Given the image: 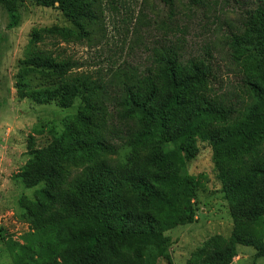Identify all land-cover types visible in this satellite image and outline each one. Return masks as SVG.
Returning <instances> with one entry per match:
<instances>
[{
	"label": "trees",
	"instance_id": "obj_1",
	"mask_svg": "<svg viewBox=\"0 0 264 264\" xmlns=\"http://www.w3.org/2000/svg\"><path fill=\"white\" fill-rule=\"evenodd\" d=\"M34 1L57 8L69 26L32 30L18 97L61 109L78 105L58 125L47 124V145L28 136L29 158L14 179L35 190L19 202L27 231L19 241L3 240L11 264H173L166 233L194 222L191 201L202 189L201 177L188 170L198 141L211 149L232 229L207 238L186 264H231L240 246L264 257V0L244 3L228 38L241 85L233 97L214 89L207 52L185 57L179 47L154 51L144 69L108 79L76 72L78 62L46 41L54 48L89 42L103 3L117 0ZM19 5L0 0L9 29L20 23ZM178 201L187 207L174 209Z\"/></svg>",
	"mask_w": 264,
	"mask_h": 264
},
{
	"label": "rangeland",
	"instance_id": "obj_2",
	"mask_svg": "<svg viewBox=\"0 0 264 264\" xmlns=\"http://www.w3.org/2000/svg\"><path fill=\"white\" fill-rule=\"evenodd\" d=\"M247 1L250 0H203L202 4L192 5L187 0H173L170 6L160 0H117L115 6L104 2L102 21L95 25L89 42L61 43L54 48L46 41L44 47L64 51V56L78 62L76 72L95 77L99 74L103 79L124 69H144L150 65L151 54L164 47H179L185 57L207 52L216 69L214 89L233 97L241 93V85L227 42L239 26ZM19 14V25L9 29V16L0 6V264H11L4 253V238L19 241L28 229L21 218L19 202L22 197L32 199L35 189H27L14 179L29 158L28 136L34 137L37 147L47 145V124L58 125L78 105L76 101L73 107L61 109L18 97L16 78L32 30L69 26L57 8L39 6L34 0H20ZM174 147L179 150L178 144ZM198 148L188 166L190 174L201 177L202 189L191 201L195 220L166 233L173 264H186L190 254L207 238L216 234L227 237L232 229L211 149L199 141ZM186 207L185 201H178L174 209ZM253 254L252 248L240 246L231 264H264V257L254 259ZM157 264L166 261L159 259Z\"/></svg>",
	"mask_w": 264,
	"mask_h": 264
}]
</instances>
